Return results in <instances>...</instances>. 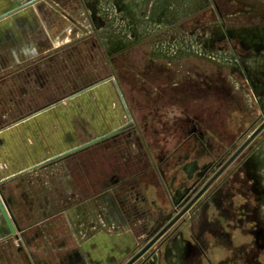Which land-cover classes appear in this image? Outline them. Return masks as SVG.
Listing matches in <instances>:
<instances>
[{"label":"rangeland","instance_id":"1","mask_svg":"<svg viewBox=\"0 0 264 264\" xmlns=\"http://www.w3.org/2000/svg\"><path fill=\"white\" fill-rule=\"evenodd\" d=\"M193 2L184 23V12L180 16L173 10L177 7L175 0H171L172 9H166L165 18L157 22L128 18L118 28L110 23L102 36L110 40L119 34L124 41L118 45L108 42L107 56L100 45L82 42L100 34L88 20L85 28L76 30L78 52L76 59L69 61L67 73L45 75V81L57 88V92L52 91L55 102L72 96L74 91L67 92V82L76 79L79 88V83L87 81L84 66L92 72V85L103 81L117 83L123 93L121 96L115 90V94L108 95V100L118 104L117 121L94 122L91 135L85 131L81 139L85 143L115 130L119 132L96 143L102 144L92 152L90 165L84 159L77 161L75 169L80 180L74 195L78 203L82 191L91 189V194L97 195L95 200H108L103 203L106 210H115L112 215L116 214L124 226L122 231L116 230L117 239L125 241L116 247L113 243L105 250L97 244L87 250L83 236H77L75 241L66 233L62 238L27 235L33 241L32 252L46 258L47 264H128L138 254L131 264H263V253L252 240L259 226L260 198H252L243 164L264 145V128L236 155L264 123V99L256 102L254 92L235 87L242 81L235 72L242 74L244 46L255 43L251 44L250 36L243 34V23L239 26V21L230 27L235 37L207 41L206 33L195 28V12L190 9ZM260 22L254 19L250 23L253 28ZM251 33L253 39L259 38L257 29ZM93 104L94 113L100 106L105 110L100 98ZM197 127L203 131V140L192 136ZM227 152L222 164L228 160L231 163L228 170H223L219 185L215 183V191L211 181L205 186L209 191L191 194L187 205L197 199L186 211V206L181 210L178 205L174 211L166 191L167 181L160 179L157 169L164 179H170L176 174L177 165L168 168L166 159L188 154L192 159L200 158L203 169L213 174L218 169L212 171L216 159ZM179 171V180H185L186 173ZM178 212L181 217L175 223L168 226L172 220L169 218L159 231L155 230L162 218ZM53 241L65 243L64 249L52 256L46 249Z\"/></svg>","mask_w":264,"mask_h":264},{"label":"crops","instance_id":"2","mask_svg":"<svg viewBox=\"0 0 264 264\" xmlns=\"http://www.w3.org/2000/svg\"><path fill=\"white\" fill-rule=\"evenodd\" d=\"M175 2L177 7L173 10L180 16L184 12L182 23L187 22L185 16L193 1ZM166 9H172L171 0H0V186L9 214L19 229L17 235L11 234L0 208V264H47L46 258L32 252L33 241L27 235L60 238L66 233L75 241L77 236H83L87 250L96 244L105 250L113 243L116 247L125 242L117 239L116 230L122 231L124 226L116 214L112 215L115 210L108 213L107 205H103L108 200H95L97 195L93 196L91 189L82 191L78 203L75 200L74 191L80 180L75 169L77 161L84 159L90 165L92 152L100 149L102 143L70 153L86 143H81V139L85 131L91 135L94 122L117 121L118 104L108 100V95L115 94L118 85L108 81L92 85V72L84 66L88 78L79 79L84 82L79 83L80 90L76 79L67 82L65 87L68 93L74 91L72 96L55 102L52 91L57 88L45 81V75L67 73L69 61L75 60L78 52L76 30L85 28L88 20L100 34L82 42L100 45L107 56L110 45L124 41L119 34L110 40L103 37L110 23L118 28L128 18L157 22L165 18ZM190 9L195 12L196 30L206 33L207 41L231 39L235 36L230 27L237 21L239 26L243 23V34L249 35V42L254 41L255 45L244 46L240 52L244 58L242 74H235L242 81L235 87L254 92L256 102L264 99V0H194ZM254 19L261 22L252 28L250 22ZM255 28L260 34L253 39L251 32ZM91 93L96 96H89ZM49 97L53 98L48 100ZM97 98L103 101L105 110L100 106L94 113ZM258 148V152L246 158L243 168L252 198H260L258 231L254 238L250 237L262 251L264 264V145ZM87 179L85 182L91 187ZM54 241L46 249L52 256L64 249L65 243Z\"/></svg>","mask_w":264,"mask_h":264},{"label":"flooded vegetation","instance_id":"3","mask_svg":"<svg viewBox=\"0 0 264 264\" xmlns=\"http://www.w3.org/2000/svg\"><path fill=\"white\" fill-rule=\"evenodd\" d=\"M137 126L138 125L136 123V127ZM138 131L142 135V132H141L139 127H138ZM259 133L256 136H258ZM201 134L203 135V131L201 129H199L198 127H197V133L192 132V136H197V137H199V139L203 140V136H201ZM255 137L252 139V141L255 139ZM202 140H200V141H202ZM252 141L243 150H245L252 143ZM229 152L224 153L221 157L216 159L212 171L215 169V167H217L218 169L215 172L213 171L214 172L213 174H210L211 171H209V169H208V171H205V169H203V167L200 164V158L195 157L192 159L191 156L188 154H186L185 156H180L178 159H175V158H173V159L167 158L166 159L165 165L168 168L171 166L177 165L178 171L180 168L179 173H186L185 174L186 179L182 180V181L179 180L180 177L177 174L178 173L177 169H176V174L174 176H172L170 179H166V178L164 179V177H163V175H161L159 169H157V171L159 172V175L161 177L160 179L162 181H165V180L167 181V182H165L166 191L168 192V197H169V200H170L172 206L175 208L174 211L177 212L176 205H178L181 210L186 206L183 210V211H186L188 209L187 208V206H188L187 204L189 202L188 200L191 199L190 198L191 194L192 193L197 194L200 191L202 192L205 190L209 191V188L207 187L208 188L207 189L205 186L211 181H213L212 185L214 184L213 185L214 188H212V190H213V192L215 191V189L217 188V185H219V183H220L219 181L221 180L220 177L222 175L223 170L224 171L226 169L228 170V166L231 163V161L228 160L227 162H224L222 164L223 159L225 158V156ZM220 164H222V165L220 166ZM154 167L156 169V164H154ZM210 168H212V167H210ZM202 170H204V171H202ZM187 172H189V173H187ZM164 174L166 175L165 170H164ZM215 183H217V185ZM183 211H181V212H183ZM174 213H171V214L167 215V217L165 216L164 218H162L160 220V222L155 226V230L159 231L164 226L165 221H168L169 218H172V220L170 222L168 221L169 222L168 226H171L173 223H175L181 217V213L178 212L179 214H176V216L173 215Z\"/></svg>","mask_w":264,"mask_h":264},{"label":"water","instance_id":"4","mask_svg":"<svg viewBox=\"0 0 264 264\" xmlns=\"http://www.w3.org/2000/svg\"><path fill=\"white\" fill-rule=\"evenodd\" d=\"M117 85V83H115ZM118 88V91H119V94L122 96L123 93L119 90L120 88ZM264 128V123L254 132V134L244 143V145L239 149V151L236 153V155H238L251 141L252 139ZM117 131H112V132H109L107 134H105L103 137H99V138H95V139H92L88 142H86L85 144L81 145V146H78L77 148L73 149L72 151H70V153L72 152H75V151H78L80 149H83L85 147H88L90 145H93V144H96L100 141H102L103 139H106V138H109L111 136H113L114 134H116ZM235 155V156H236ZM234 156V157H235ZM233 157V158H234ZM231 161V160H230ZM202 192H200L201 194ZM199 194V195H200ZM198 195V196H199ZM197 198H195L188 206L187 208H189L196 200ZM0 208H1V211H2V214L10 228V232L12 235H17V232L19 231V229L15 226V224L13 223V220L11 218V215L9 214V211L7 209V204H6V201L3 199L2 195H1V186H0ZM186 208V209H187ZM140 256V254H138L135 258H133L130 262H128V264H131L133 263L138 257Z\"/></svg>","mask_w":264,"mask_h":264}]
</instances>
